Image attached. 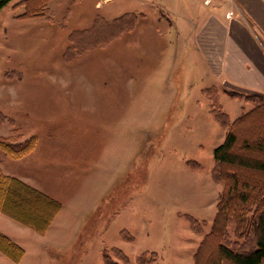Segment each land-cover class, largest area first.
I'll use <instances>...</instances> for the list:
<instances>
[{
    "label": "rangeland",
    "instance_id": "obj_1",
    "mask_svg": "<svg viewBox=\"0 0 264 264\" xmlns=\"http://www.w3.org/2000/svg\"><path fill=\"white\" fill-rule=\"evenodd\" d=\"M155 3L50 0L30 18L21 0L0 8V137H38L1 166L62 204L44 233L0 213V231L25 250L17 262L0 251V264H196L222 189L214 149L264 95L228 88L222 107L219 89L203 94L193 44L187 59L180 44L171 78L151 80L174 39L149 28L134 44L139 24L159 25ZM254 120L245 125L264 133Z\"/></svg>",
    "mask_w": 264,
    "mask_h": 264
},
{
    "label": "trees",
    "instance_id": "obj_2",
    "mask_svg": "<svg viewBox=\"0 0 264 264\" xmlns=\"http://www.w3.org/2000/svg\"><path fill=\"white\" fill-rule=\"evenodd\" d=\"M10 1L0 0V8ZM49 1L21 0L26 7L22 17L46 15ZM252 97L259 102L231 123L224 140L214 149L213 177L222 183V189L211 229L195 252L196 264H264V133L245 125L253 119L255 123L264 122V96ZM213 112L221 123L228 120L226 112L223 120L220 113ZM263 127L258 125V129ZM37 142L36 135L20 141L0 137V213L44 233L62 209L61 202L20 177L5 173L1 166L7 157L30 154ZM239 144L253 154L237 149ZM210 244L213 249L206 255ZM0 251L16 262L25 254L24 248L2 231Z\"/></svg>",
    "mask_w": 264,
    "mask_h": 264
},
{
    "label": "crops",
    "instance_id": "obj_3",
    "mask_svg": "<svg viewBox=\"0 0 264 264\" xmlns=\"http://www.w3.org/2000/svg\"><path fill=\"white\" fill-rule=\"evenodd\" d=\"M161 4V8L156 4L153 9L159 25L155 28L139 24L134 38V44L147 41L149 28L154 35L164 30L174 36L161 44V62L164 57L166 60L155 69L151 80L171 78L180 44L185 48L186 59L187 46L193 44L195 53L201 55L199 63L205 68L207 85L201 89L203 94L217 88L220 101L225 96L232 98L221 94L228 88L264 95V0H215L211 5L200 0H161ZM137 11L147 17L144 11ZM170 44L175 47L176 56L174 52L170 56ZM159 112L160 107L153 113Z\"/></svg>",
    "mask_w": 264,
    "mask_h": 264
},
{
    "label": "built area",
    "instance_id": "obj_4",
    "mask_svg": "<svg viewBox=\"0 0 264 264\" xmlns=\"http://www.w3.org/2000/svg\"><path fill=\"white\" fill-rule=\"evenodd\" d=\"M205 5H211L215 0H200Z\"/></svg>",
    "mask_w": 264,
    "mask_h": 264
}]
</instances>
